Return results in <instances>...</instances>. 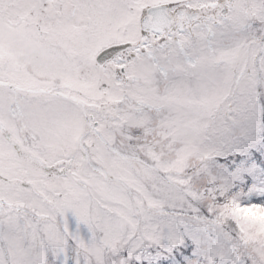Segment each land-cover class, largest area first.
<instances>
[{
    "label": "snow or ice",
    "instance_id": "obj_1",
    "mask_svg": "<svg viewBox=\"0 0 264 264\" xmlns=\"http://www.w3.org/2000/svg\"><path fill=\"white\" fill-rule=\"evenodd\" d=\"M0 264H264V0H0Z\"/></svg>",
    "mask_w": 264,
    "mask_h": 264
}]
</instances>
